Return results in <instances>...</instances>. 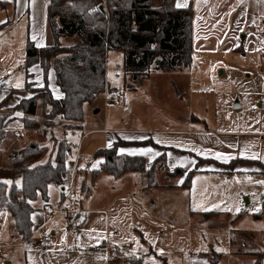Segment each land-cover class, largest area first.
Masks as SVG:
<instances>
[{"label": "rangeland", "instance_id": "374dc122", "mask_svg": "<svg viewBox=\"0 0 264 264\" xmlns=\"http://www.w3.org/2000/svg\"><path fill=\"white\" fill-rule=\"evenodd\" d=\"M13 6L11 3L0 8V16L5 17L4 22L0 23V100L7 103L1 113L9 119H16L14 124L18 121L31 127L22 133L24 136L6 130L7 127L6 131L0 132V165L6 166L11 162L12 151L20 148V137L24 140L23 146L34 143L42 147V161L53 159L59 140H71L73 151L67 157L65 181L73 184V196L78 195L81 184H90L89 181L93 180L91 191L94 200L103 204L108 202L107 205L113 200L114 204L111 203L108 208L111 229L114 232L118 230V233L115 232L119 235L117 243H124L116 253L119 261L113 264H210L215 252L220 253L218 264H251L255 260L262 264L264 215L260 214L257 219V215L246 213L234 218L236 214L231 211L200 219L198 213L191 212L190 189L175 185L182 180V175L175 172L177 168L170 173H175L170 179L162 177L167 168L161 169L160 175L156 173L155 182L162 186L150 188H143L135 172H126L119 178L105 172H99L95 177L80 169L75 172L80 161L92 160L96 156L95 150L106 145L107 132L104 128L121 130L133 127L158 134L179 125L183 129L185 118L190 114L206 116L209 127L212 125L211 119L215 117L218 128L247 130L261 127L264 124V86L261 87L264 76L259 74L258 55L249 50L248 42L243 38L244 32L232 42L233 47L224 49L223 44L217 41L215 48L196 51L192 56L191 67L185 73L188 74L186 81L181 83L173 79L174 75L156 73L155 70L160 69L155 68L154 64L145 77H132L123 70L122 52L109 50L106 81L111 89L96 94L91 102L83 104L82 125L85 134L73 135L70 132L76 128L43 130L46 126L42 113L48 112L51 107L42 104L44 93L41 87L46 83L54 99L63 97L59 88L62 97L56 98V82L49 79L54 73L52 68L44 78L38 62L30 65L27 72L30 74L28 81H31V87L28 89L31 94L20 96L26 90L23 87L26 78L23 68L25 48L20 45V37L27 35L30 23L27 14H17ZM40 25V18H36V29ZM43 28L46 29L44 44H53L54 37L48 22L43 24ZM72 41V38H60L61 44H70ZM17 84L21 86L16 87ZM39 91L41 96L37 99L36 114L29 117L32 120L24 122L26 115L23 107L18 105L21 100ZM105 97L109 100L107 103L104 102ZM115 98L117 101L113 100ZM240 102L242 106L236 105ZM259 102L262 103L261 107ZM107 115L108 126L104 124ZM120 116L124 118L122 122ZM57 119L60 120L57 126H62V120ZM67 123L76 127L74 122ZM228 176L195 175L191 185L197 191L196 200L203 202L204 189L208 195L219 194L224 197L225 192L235 191L234 183L238 179L248 180L251 191L258 187L257 182L252 180H257L256 176ZM115 184L117 186L113 191ZM242 201L246 202L245 199ZM6 212L9 222L13 223L11 215Z\"/></svg>", "mask_w": 264, "mask_h": 264}, {"label": "crops", "instance_id": "0c3cea01", "mask_svg": "<svg viewBox=\"0 0 264 264\" xmlns=\"http://www.w3.org/2000/svg\"><path fill=\"white\" fill-rule=\"evenodd\" d=\"M0 1H5L7 4L13 3L17 14H22V16L27 14L30 23L28 33L20 37V45H24L25 50L27 40L32 41L36 47L46 46L44 44L46 41V29L44 30L43 24L48 22L46 20V7L49 0ZM178 4L183 6L178 7ZM188 5L193 8L192 56L198 50L215 48L217 41L223 44L222 48L224 49L233 47L231 45L232 42H235V38H238L239 34L244 32L243 38L247 40L249 50L258 55L259 74L264 76V28H258L256 25L257 22H264V0H175L177 8H185ZM0 18H2L0 22H4L3 18L5 17L0 16ZM36 18L38 20L40 18L41 25L39 29H36L35 26ZM208 41L209 43L206 44ZM190 67L191 64L189 67L171 71L155 70V72L162 75H174L173 79H176L177 83H181L186 81V75L188 74L185 73ZM49 79L50 81H55L54 73H52V77L51 75L49 76ZM263 83L264 79L261 87L264 86ZM54 87V91L58 93L56 98L62 97V94H59V87L56 86V83ZM110 89V85L106 81V88L103 92H109ZM30 94L31 91L26 89L20 96L24 95V97H27ZM0 97H2V93ZM105 98L104 102L107 103L109 100L106 102ZM236 105L242 106V103H236ZM5 106H7V103H2V100H0V113ZM261 106L262 103L259 102V107ZM120 119L121 122L124 120L122 116H120ZM211 121L212 125L209 127L206 116L190 114L185 118L183 129H180L179 125L174 127L175 129L173 130L160 131L158 134L133 127L121 130L119 128H112L111 130L104 128L103 130L107 132L105 136L106 145L97 148L95 152L100 148L109 147L114 142L122 140L116 147L117 153L142 155L145 157L148 166L154 162L157 156L164 153L167 170L172 172L174 169L179 168L176 172L182 175V180L177 181L175 184L179 186H181L185 176L191 170H193L191 173L192 182L195 175L199 174H225L229 175L228 177L235 174L256 176L257 180H252L257 182L258 187L253 191H251L248 180L238 179L234 183L235 191L225 192L224 197L219 194L217 196L208 195L207 190L204 189L203 202L196 200L197 191L193 189L191 183V186L187 189H190L189 203L193 208L191 212L198 213L200 219H203L202 214L204 212H212L214 214L231 211L234 214L243 212L242 215L252 213L257 215L256 218L259 219L260 214L264 215L262 211L264 207V202L262 201L264 196V124L255 129L235 130L224 127L218 128L216 126V117L212 118ZM106 122H108V115L107 117L105 116V125H107ZM82 123L81 121L80 129L70 133L73 135L82 133L84 135L85 131ZM10 127L18 128L23 126L13 123ZM22 135L24 136V134ZM18 139V145L21 147L24 140L22 137ZM150 140L152 143L149 142ZM75 154L76 159L79 158L77 150ZM217 154H220L219 158ZM198 158L204 159V161L199 162ZM206 159L210 161H206ZM101 162L102 157L97 155L90 161H80L75 168V172L80 169L95 177L97 173L104 172L98 170ZM80 164L84 165L80 166ZM126 172L119 176L111 175L119 178ZM135 173H137L135 174L137 181H142L143 188L162 186L161 184L146 186V181L144 183L145 179L140 173ZM156 173L160 175L162 172L157 171ZM170 176L162 175V177L168 179L171 178ZM252 180L249 179V182H252ZM89 182L90 184L84 183L86 189H83L81 184L80 192L78 195H74L76 204L72 206V211L66 209L57 210V206L64 199V189L71 186L74 190L73 184L66 183L65 174L62 186H48L47 200L42 199L40 194L34 200H31L30 235L26 239L19 238V235L13 230V223L8 220L7 210L1 209L0 264L117 263L119 257L116 253L120 250V245L124 243H117L119 242L118 230L115 233L111 229V216L108 208L114 204L113 200L108 205V202L103 204L101 201L94 200L91 191L92 187H94V182L93 180ZM116 186V184L113 186V191ZM86 194H91V199H87ZM242 199H245L246 202L244 203ZM66 204L65 202V207ZM207 208L211 209L208 210ZM254 209H259V211H254ZM43 235L49 236L47 243L38 241V237ZM261 263L264 264V256Z\"/></svg>", "mask_w": 264, "mask_h": 264}, {"label": "trees", "instance_id": "16d2710c", "mask_svg": "<svg viewBox=\"0 0 264 264\" xmlns=\"http://www.w3.org/2000/svg\"><path fill=\"white\" fill-rule=\"evenodd\" d=\"M6 4L0 1L1 7ZM101 5L104 11L100 10ZM60 18L64 19L62 25L59 23ZM47 20L54 43L36 47L32 41L27 40L23 63L26 89L31 87L27 68L38 62L44 78L48 70L53 69L55 82L63 92V97L57 100L52 97L46 83L41 87L45 97L42 104L51 107L48 112L42 113L46 126L43 130L81 128L83 104L91 102L96 94L106 88L105 63L109 50L122 52L124 71L132 77H145L153 64L163 71L189 67L191 64L193 8L191 5L177 8L175 0H49ZM61 37L72 38L73 41L61 44ZM156 60H159L158 64ZM40 93L20 101L18 106L23 107L26 115L23 121L32 120L29 117L36 114ZM57 117L62 120V126H57L60 121ZM15 120L0 113V132L6 131L5 128L12 126ZM67 122H74L76 127ZM16 124L31 127L18 121ZM121 142L118 140L95 152L102 157L98 170L114 176L135 171L145 179L146 186L157 184L156 172L166 169L165 154L161 153L148 166L142 155L118 154L116 147ZM149 142L152 143L151 140ZM72 145L70 140L62 138L57 143L53 159L42 161V147L30 143L13 150L8 165H0V210L6 209L10 213L13 230L20 239L30 235V201L38 194L47 200L49 185H63L67 157L73 151ZM198 161L204 159L198 158ZM192 172L187 173L181 186L190 187ZM170 173L166 169L164 175L169 177L175 174ZM82 188L86 189L84 183ZM210 214L212 212H204L202 217L206 218ZM242 214L239 212L235 218ZM219 259L220 253H213L210 264H218Z\"/></svg>", "mask_w": 264, "mask_h": 264}, {"label": "built area", "instance_id": "2783aa9c", "mask_svg": "<svg viewBox=\"0 0 264 264\" xmlns=\"http://www.w3.org/2000/svg\"><path fill=\"white\" fill-rule=\"evenodd\" d=\"M256 25H257L258 28H264V22H257ZM113 100L117 101V98H115ZM105 101L107 102L108 99L105 98ZM6 129L9 130V131L16 132V134L18 136H21L24 131L29 130L26 127H18V128H16V127H7ZM73 193H74V190L72 189L71 186H69L68 188L64 189V194H65L64 195V199L57 206V210L66 209L68 211H72V206L76 204V198H74ZM91 197H92L91 194H87L86 195L87 199H91ZM262 201L264 202V196L262 197ZM65 202L67 203L66 207H65ZM262 211L264 212V207H263ZM48 239H49V236H47V235H43V236H39L38 237V241L41 242V243H47ZM0 254H1V248H0Z\"/></svg>", "mask_w": 264, "mask_h": 264}, {"label": "snow or ice", "instance_id": "6c2138e0", "mask_svg": "<svg viewBox=\"0 0 264 264\" xmlns=\"http://www.w3.org/2000/svg\"><path fill=\"white\" fill-rule=\"evenodd\" d=\"M178 7H181V6H183V5H180V4H178L177 5ZM0 23H2V22H0ZM21 85L20 84H17L16 85V87H20ZM17 115H20V113H17ZM219 156H220V154H217V157L219 158ZM6 183H7V181H5ZM237 211H239V209H237ZM254 211H259V209H254Z\"/></svg>", "mask_w": 264, "mask_h": 264}, {"label": "water", "instance_id": "95a60500", "mask_svg": "<svg viewBox=\"0 0 264 264\" xmlns=\"http://www.w3.org/2000/svg\"><path fill=\"white\" fill-rule=\"evenodd\" d=\"M99 8H100V10L104 11V7H103L102 5H101ZM63 22H64V19H63V18H60V19H59V23H60V25H62ZM158 63H159V60H156V64H158Z\"/></svg>", "mask_w": 264, "mask_h": 264}]
</instances>
